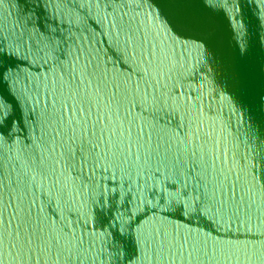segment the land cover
Returning a JSON list of instances; mask_svg holds the SVG:
<instances>
[{"label": "water", "instance_id": "obj_1", "mask_svg": "<svg viewBox=\"0 0 264 264\" xmlns=\"http://www.w3.org/2000/svg\"><path fill=\"white\" fill-rule=\"evenodd\" d=\"M0 264H264V0H0Z\"/></svg>", "mask_w": 264, "mask_h": 264}, {"label": "snow or ice", "instance_id": "obj_2", "mask_svg": "<svg viewBox=\"0 0 264 264\" xmlns=\"http://www.w3.org/2000/svg\"><path fill=\"white\" fill-rule=\"evenodd\" d=\"M37 242H39V237L37 238ZM24 243L26 245H31L33 243V240L29 237L25 239Z\"/></svg>", "mask_w": 264, "mask_h": 264}]
</instances>
